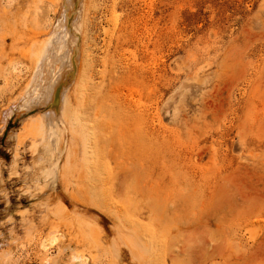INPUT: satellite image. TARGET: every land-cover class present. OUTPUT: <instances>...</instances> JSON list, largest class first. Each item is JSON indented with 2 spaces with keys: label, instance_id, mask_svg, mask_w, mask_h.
<instances>
[{
  "label": "rangeland",
  "instance_id": "1",
  "mask_svg": "<svg viewBox=\"0 0 264 264\" xmlns=\"http://www.w3.org/2000/svg\"><path fill=\"white\" fill-rule=\"evenodd\" d=\"M31 1L0 0L32 11L25 48L0 52V264H264V0H83L89 98L70 86L67 118L40 130L39 94L7 116L53 61L62 0ZM94 137L79 177L68 153Z\"/></svg>",
  "mask_w": 264,
  "mask_h": 264
},
{
  "label": "bare ground",
  "instance_id": "2",
  "mask_svg": "<svg viewBox=\"0 0 264 264\" xmlns=\"http://www.w3.org/2000/svg\"><path fill=\"white\" fill-rule=\"evenodd\" d=\"M26 1H29V0H26ZM24 7L26 8L25 10H24L23 7H21V8L17 7V9L13 11V7L12 8L11 7L7 8L4 4H2V3L0 4V52H1V54L3 53L2 51L7 50L8 48L9 49H11V48H13V49L18 48L19 49L20 48L19 49L20 52H21V50H23L25 48V46H23L22 44L26 42L25 41L26 34L29 33L28 32L29 30L27 31L26 27L29 26V25L27 26V24H28L27 20L29 19L28 17H29V15H30V13L32 11L30 12V6L29 5L28 6L26 5ZM82 10H83V0H62L61 1V5H60V8H59V16H58L56 22L51 27V30L49 31L50 39H49V42H48V48H47V46H45V49H44L45 53H47V54H42L43 56L46 55V57L48 59H52L54 61V62L52 61L54 63V65L58 64V67L54 66L55 68H58V69H57V71H55L56 69H54L52 67L53 63L50 62V60H49L48 61L49 64L52 63V65H50L51 67H49V68H51V70L54 69L53 72H56V73L55 74L54 73L51 74L52 72L49 69L50 73L47 74L48 71H49V70H47L48 62L46 63L47 59H45V57H44L43 61H45V62H42V61L41 62L43 64L44 63L45 64L43 66V64L40 62L41 65L40 64L39 65L42 68H40V66H39L38 68H40V69H38L37 71H39V70L42 71V69L44 68L46 70V72L43 71L45 74H43V73L38 74L37 73V75H39V77L36 79V81L34 80L36 83L34 85H29L28 88L23 93H21V95L18 98V100L15 99L17 101L9 108V111H8V114H7L8 117L10 115H20L21 113L25 114V112L29 108L28 107L29 106V101L32 98L36 97L37 94H39L40 101L38 100L39 101L38 103L36 102L35 105H33V104L32 105L35 106L34 108L36 110H38L39 115L41 117L39 116L40 118L33 119L31 121L30 125L32 127V130H37V129L40 130V129L46 128L47 126H49V124L56 123V122L59 123V121H63V118H65V119L67 118V117H64V109L66 110V108H64L65 107L64 104H65V99H68V97L66 98V95H67V92L69 91V87L70 86L73 87V92H74L73 94H74V96L76 98L79 97L84 102L88 100L89 97H87V91L89 90V80L86 79V78L85 79H80L81 75H80V71H79L80 70L79 66L82 63H77L78 59L76 57V55L78 53V50L80 49L81 42H82L81 41L80 45H79L78 40L80 41L81 40L80 37L82 38V36L78 35V33L80 34V32L78 30L79 29V21L78 20H79L80 15L82 14L81 13ZM18 19H20V21H22V22L21 23L19 22L17 24L16 21H19ZM78 36H79V39H78ZM7 38L9 39V42L7 41ZM22 40H23V43H21ZM38 41H39V39H38ZM38 44H39V42H38ZM32 46L34 48V45H32ZM38 46L40 48V45H38ZM29 48H30V46H29ZM81 48H82V46H81ZM41 49H43V48H41ZM46 50H48V52H46ZM38 52H40V51H38ZM80 55H81V53H80ZM37 57H38V55H37ZM81 57H82V55L80 56V59H79L80 61L84 58V56L82 57V59H81ZM79 60H78V62H79ZM76 63L79 65L78 67H77ZM88 65L90 67L93 66V64H90V62H88ZM45 66H46V68H45ZM92 73H93V70H92ZM76 100L77 99H75V101ZM84 104L82 106H85ZM126 104H130V103H126ZM86 106H85V108H86ZM30 107H32V106H30ZM75 107H76V105H75ZM82 108H84V107H82ZM69 113H71V112H69ZM100 113H101V111L99 109H94L93 116L97 117ZM35 115L36 114H34V117H35ZM81 115L82 114H80L79 117H81ZM83 118L84 117H82V119ZM77 120L80 121V118H78ZM85 121H86L85 119L83 120V122L80 121V122H82L81 125H83V126L85 125V127L88 125V128H91L93 126L94 129L96 127H98L99 130L102 129L104 131L108 127L106 122L103 121V118L97 117L95 119H91V120H89L90 121L89 123H91V124L87 123V125H86V122H88V121H86V122ZM76 122H78V121H76ZM77 125H79V122H78ZM79 129H81V127ZM88 132H89V129H88ZM90 132L92 133V131H90ZM78 135H79V133H78ZM82 139H83V137H82ZM95 139H96L95 137L94 138H90V140L88 142V144H89L88 146L91 148V150H90L91 154H87L88 150L85 149L86 147H84V146H82L84 148L81 150V152H83L82 156H80L81 154H79L78 157L74 158V157H72V155H70V153H68V155H69L68 159H69V161H71V167H72V164H73L74 168L76 167L75 169L77 171V174H79V177H81V175L82 176L84 175V174H82L80 169L82 171H85V170H83V168L84 169H88V170L93 169V165H91L92 157H93V153L95 152V149L97 148L99 137H97V141H92V140H95ZM82 141H84V139ZM79 144H80V141H79ZM71 147L72 146H70V148ZM69 161L67 162V160H65V164L66 165L63 163L65 165V166L62 165L63 166V170L65 169L64 167H66L67 169L69 168V163H70ZM67 164H68V166H67ZM128 167H129V165H128ZM128 167H127V169H128ZM70 173H68V171L64 172L65 176H67V174L69 175ZM119 173H117L118 179H119L118 181L122 183L123 180L128 176V170L126 172H123V173H120V174ZM64 174H63V177L65 178L64 180H65L66 184L63 185V188H62L63 190L62 191H63L64 194H67L71 198V196L74 195V186L73 187L71 186L72 183H70V176L67 178V177L64 176ZM86 174H87V172H86ZM130 174H131V172H130ZM71 175H72V173H71ZM87 175H89V174H87ZM138 187H140V186H138ZM138 187H137V190H138ZM82 188L81 189L80 188H76V189H77V191H79V193L82 192V193H85L86 195L90 194V193L94 194L93 188H91V187L88 188L86 186H82ZM140 188L138 190L139 192H140ZM117 189H118L117 191L119 192L122 189V186L120 188L118 187ZM122 191L123 190H121L120 191L121 193L119 192V194H122ZM73 198L74 197H72L71 199H73ZM76 199H77V197H76ZM8 232H9V230H8ZM44 246H45V244H44ZM83 256H85V255H83ZM81 257H82V254L74 256L75 260H77L78 263H85L84 259L81 258Z\"/></svg>",
  "mask_w": 264,
  "mask_h": 264
}]
</instances>
